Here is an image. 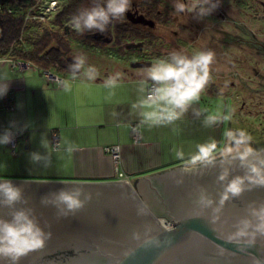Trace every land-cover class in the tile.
I'll return each mask as SVG.
<instances>
[{
    "label": "water",
    "instance_id": "obj_1",
    "mask_svg": "<svg viewBox=\"0 0 264 264\" xmlns=\"http://www.w3.org/2000/svg\"><path fill=\"white\" fill-rule=\"evenodd\" d=\"M136 22L155 25L143 15ZM143 45L129 42L125 47ZM150 64L136 61L132 66ZM225 167L230 174L221 181ZM245 171L239 160L229 165L218 157L212 164L180 165L135 181L0 179L21 188L26 201L14 208L0 206V217L11 219L13 210L30 209L44 231L51 233L44 248L29 252L19 264H264V238L254 245L228 239L238 220L247 217L255 223L249 210L264 205V186L246 188L229 199L217 225L210 221L225 185ZM76 188L90 199L75 212L64 215L63 205L42 203L61 190ZM202 191L214 200L212 207L199 203ZM0 264L9 262L0 259Z\"/></svg>",
    "mask_w": 264,
    "mask_h": 264
},
{
    "label": "crops",
    "instance_id": "obj_2",
    "mask_svg": "<svg viewBox=\"0 0 264 264\" xmlns=\"http://www.w3.org/2000/svg\"><path fill=\"white\" fill-rule=\"evenodd\" d=\"M67 75L61 76L71 79ZM108 76L98 74L95 81L77 77L72 80L71 90L65 92L57 82L48 81L34 64L25 63L19 69L0 63V80L14 93L13 109L0 111V133L15 122L13 131L24 135L14 151L9 144L0 145V179L46 178L32 172L30 165L33 163L30 154L39 152L46 160L70 156L75 166L71 177L66 179L115 180L114 162L105 148L119 146V166L135 181L172 167L189 165L201 145L215 142L217 151L223 145L224 132L218 124L205 126L202 122L206 112H214L201 100L173 124L149 127L141 124L139 116L130 110V104L138 99V83L143 75L130 73L119 77L111 89L104 86ZM228 85L233 84L228 82ZM217 88L210 84L201 98L203 94L211 96ZM193 108L201 110V114L195 115ZM132 124L139 126V143L133 141ZM54 132L58 134L57 150H53ZM45 140L47 147L43 144ZM69 146L70 153L60 151ZM178 151L183 156H177Z\"/></svg>",
    "mask_w": 264,
    "mask_h": 264
},
{
    "label": "clouds",
    "instance_id": "obj_3",
    "mask_svg": "<svg viewBox=\"0 0 264 264\" xmlns=\"http://www.w3.org/2000/svg\"><path fill=\"white\" fill-rule=\"evenodd\" d=\"M219 6V0H172L173 11L177 15L185 12L194 18L203 20L210 16ZM131 0H91V5L72 14L67 23L77 33H104L115 21H122L130 10ZM214 53L211 50H200L192 54H185L182 50H173L165 57L157 58L144 71L143 78L138 83V99L130 104V110L140 118V123L149 127H159L173 124L181 119L189 107L199 101L201 94L209 85L211 65ZM70 77L58 80V86L65 92L70 91L72 80L77 77L87 81H95L98 71L95 65L87 62V55L80 52L72 57L68 65ZM120 73L109 75L105 81L106 88H113L118 82ZM9 90V85L0 80V98ZM199 116L201 110L192 109ZM231 115L221 116L219 113H208L204 116L203 124L211 126L221 120H230ZM26 127V126H25ZM12 127L0 133V145L9 144L16 134ZM19 131H23L20 128ZM224 143L217 151L215 142L198 147L195 157L189 165L212 164L219 156L222 164H233L239 160L240 166L245 168L244 175H237L229 180L220 195L219 203L212 208L210 221L213 226L220 220V213L226 201L240 196L246 189L254 186H264V149L252 145V136L245 129H225ZM47 147V141H43ZM71 146L68 151L70 152ZM177 156H183L177 152ZM33 162L46 160L39 152H32ZM186 171L190 170L186 166ZM230 169L225 167L219 176L221 181L227 179ZM83 196V199L81 198ZM90 199L82 189L71 191L61 190L54 194V199L44 198L42 203H53L58 207L63 205L61 213L67 215L84 206ZM23 199L22 190L11 181L0 182V206L14 208ZM199 203L205 207H212L214 200L206 193L199 194ZM250 216L255 219L243 218L234 225V231L228 239L245 245H254L260 238H264V205L250 208ZM51 233L45 232L31 214L30 209H15L11 212V219L0 217V259L9 264H19L20 259L29 252L45 247Z\"/></svg>",
    "mask_w": 264,
    "mask_h": 264
},
{
    "label": "rangeland",
    "instance_id": "obj_4",
    "mask_svg": "<svg viewBox=\"0 0 264 264\" xmlns=\"http://www.w3.org/2000/svg\"><path fill=\"white\" fill-rule=\"evenodd\" d=\"M25 4H15L13 9L19 13L39 12L38 5H45L50 0H33ZM67 0H60L64 5ZM137 5L139 12L156 20L152 29L145 31L150 36L144 40L143 49H126L127 42H138L136 37L122 36L120 43L115 42L116 33L113 27L105 37L110 44L96 47L85 44L82 40L67 36L66 42L71 47V58L83 52L87 62L95 65L100 75L120 73V77L135 73L143 75L146 68H134L135 61H150L165 57L173 50H182L192 54L200 50H211L214 62L211 65V81L217 91L200 99L203 105L221 116L230 114V120L217 122L218 127L225 129H245L252 136L254 147H264V51L257 43L264 44V0H219L218 8L203 20L194 18L187 12L177 15L173 11L172 0H131L129 11ZM126 21L125 19H123ZM64 26L54 24L52 15L42 23H28L24 33L25 49H31L30 42L45 29H53L61 34L66 33ZM114 39V40H113ZM231 72L236 73L230 76ZM229 73V74H228ZM67 76H70L68 74ZM235 82L229 86L228 82ZM219 83H223L219 86ZM227 86V87H225ZM234 86V87H233ZM210 112H206L208 114ZM225 140V137H224ZM224 143V142H223ZM58 149V148H57ZM53 147V150H57ZM67 152L68 149L60 150ZM70 153L69 151L66 153ZM32 172L40 173L43 180L68 181L73 174L74 163L71 157L50 158L43 162L30 164Z\"/></svg>",
    "mask_w": 264,
    "mask_h": 264
},
{
    "label": "trees",
    "instance_id": "obj_5",
    "mask_svg": "<svg viewBox=\"0 0 264 264\" xmlns=\"http://www.w3.org/2000/svg\"><path fill=\"white\" fill-rule=\"evenodd\" d=\"M28 1L30 3L34 2L33 0H0V57L10 56L16 60L34 64L40 69L64 75L70 74L68 65L72 62L70 56L71 47L65 40L67 36L82 40L85 44L96 47H106L107 44H110L112 39L107 41L105 37L112 27L116 33L115 42L120 46L122 44L119 38L122 36L136 37L137 39H144L150 36L140 26L132 23L126 14V21L113 22L104 33L89 32L80 34L66 27V33L61 34L53 29H45L41 35H37L30 42L32 48L28 50L24 48L23 44L27 41L24 39V33L27 30L29 22L42 23L53 15L54 24L62 27L72 14L84 7L90 6L91 0H67L64 5L60 3L57 11L47 16L44 20L32 19L31 17L36 15L33 10L28 14L25 12L19 13L12 7L15 4H25ZM134 8L138 9L137 5H133V10ZM148 19L151 18L148 17ZM153 21L155 22V20ZM127 43L124 44V48H126L125 45Z\"/></svg>",
    "mask_w": 264,
    "mask_h": 264
},
{
    "label": "built area",
    "instance_id": "obj_6",
    "mask_svg": "<svg viewBox=\"0 0 264 264\" xmlns=\"http://www.w3.org/2000/svg\"><path fill=\"white\" fill-rule=\"evenodd\" d=\"M60 0H50L45 3V5H38L39 12L36 13L35 16L31 17L35 20H44L47 16H50L51 14L55 13L59 7ZM0 63H8L13 67L23 69L25 62L16 60L10 56H4L0 57ZM43 76L48 81H54L57 82L58 80H63L64 78L59 75L56 72H51L45 69H40ZM14 107V93L8 90V93L0 98V111H9L12 110ZM131 133L132 138L135 143H139L141 141V134L140 129L137 124L131 125ZM24 138V135L21 133H17L14 136V139L9 143L11 149L13 151L17 147L18 141ZM58 134L57 132L53 133V146L55 149L58 147ZM105 152L108 153L114 162V177L115 180H126L131 181L129 175L120 168V162H121V150L119 146H109L105 148Z\"/></svg>",
    "mask_w": 264,
    "mask_h": 264
},
{
    "label": "flooded vegetation",
    "instance_id": "obj_7",
    "mask_svg": "<svg viewBox=\"0 0 264 264\" xmlns=\"http://www.w3.org/2000/svg\"><path fill=\"white\" fill-rule=\"evenodd\" d=\"M127 17H128V19L132 22V23H134V24H136V25H138V26H140L144 31H145V29L147 28V26L148 25H144L142 22H136L137 21V19H138V17L140 16V15H143V16H145L146 18H148L147 16H146V14H143V13H141V12H139V10L136 8H134V10H133V12L132 11H128L127 13ZM154 20V19H153ZM155 26H156V20H155V25H154V27H151L152 29H154L155 28ZM146 38H144V39H141L140 41H138V42H143L144 43V40H145ZM257 45H259V47H260V49H262L263 51H264V44H262V43H257ZM144 46H145V43H144V45H143V48H144ZM142 48V49H143ZM142 61H145V60H142ZM136 62V61H135ZM134 63V62H133ZM236 73H231V75H229V77L230 76H234ZM231 82V81H230ZM232 84L234 85L235 84V82H232ZM254 147V146H253ZM256 148V147H255ZM258 148V147H257ZM260 148V147H259Z\"/></svg>",
    "mask_w": 264,
    "mask_h": 264
}]
</instances>
